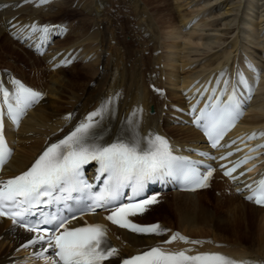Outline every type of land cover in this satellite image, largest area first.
I'll list each match as a JSON object with an SVG mask.
<instances>
[{"label": "bare ground", "instance_id": "1", "mask_svg": "<svg viewBox=\"0 0 264 264\" xmlns=\"http://www.w3.org/2000/svg\"><path fill=\"white\" fill-rule=\"evenodd\" d=\"M259 1L48 0L42 3L41 0H0V67L16 69L21 77L29 78L23 68L27 64L34 71L30 82L49 89L48 100L35 108L20 131L13 134V140L18 141H15L16 151L8 167L13 172L25 169L40 152L46 136L67 126L68 120L62 118V114L74 111L76 119L81 111L92 108L106 89L122 87L126 99L124 107L143 99L148 108L153 106L158 110L159 97L150 90L146 73H150L156 83L167 87L172 100L182 102L181 88L190 86L223 63L235 62L239 50L262 54L264 2ZM74 12L79 16L75 17L77 23L71 17ZM34 14L42 21L71 18L69 29L56 39L54 47L56 52L82 48L86 61L50 71L38 63L41 58L16 44L6 28L29 24L35 19ZM132 19L134 25L130 22ZM124 25L127 31L123 30ZM122 35L126 42L122 41ZM129 42L132 43L128 49ZM157 50L160 52L155 54ZM146 51L150 54L146 55ZM27 52L36 63L27 58ZM20 55L28 61L22 60ZM156 73L160 75L156 77ZM261 80L264 81V74ZM254 100L251 114L244 120L250 126L264 121V93ZM159 113L158 110L152 114L151 120H159ZM158 127L179 141H190L199 135L192 127L174 125L166 117ZM207 193L197 198L188 193L178 194L174 205L176 218L164 215V225L170 228L176 225L191 236L210 237L222 244L219 249L236 255L264 258V208L251 203L241 205L236 197L224 202L217 198L215 203L214 195L209 197ZM5 225L0 222V235ZM249 228L251 234L247 233ZM120 233L129 242L125 247L129 254L134 250L130 244L139 247L161 239L127 231ZM12 240L7 233L0 240L1 263L8 260Z\"/></svg>", "mask_w": 264, "mask_h": 264}, {"label": "snow or ice", "instance_id": "2", "mask_svg": "<svg viewBox=\"0 0 264 264\" xmlns=\"http://www.w3.org/2000/svg\"><path fill=\"white\" fill-rule=\"evenodd\" d=\"M41 2L46 3L48 0ZM44 30L47 31V28ZM241 82L246 83L243 80ZM13 83L16 85L14 93L0 86V109L6 107L8 116L15 122L42 94L18 81ZM105 109L106 106L102 104L99 110L90 113L86 121L80 123L68 136L48 147L29 170L7 181H0V217L6 216L14 224L20 223L27 231L37 233L25 247L46 244L47 248L54 251L58 264H104L119 255V250L108 241L104 225L86 224L69 229L65 226L66 221L56 216H44L36 225L25 220L26 216L33 214V209L46 204L47 201L43 198L52 197L54 191L70 194L90 189L91 186L81 178L83 166L90 161H96L100 166V174L107 176L103 190L94 196L95 207H104L117 201L125 188H131L133 196L138 195L142 193L146 183L161 177H174L182 179L185 184L206 187L207 180L212 175L211 171L207 175L200 174L190 162L173 155L168 141L159 135L148 139L145 146L141 145L140 139L130 142L119 140L107 146L98 144L95 130L99 124L94 118L100 116ZM240 114V104L235 102L233 96H229L228 102L212 106L211 111L201 110L197 123L204 122L202 127L205 134L215 147L224 131L234 125ZM2 115L0 112V116ZM10 155L11 150L6 144L3 122L0 119V166ZM232 171L234 169L225 174L231 175ZM247 187L251 189V195L246 198L264 205V178L256 181L255 188L251 185ZM155 202L153 197L137 203L118 205L106 219L134 233L158 235L159 225L142 226L127 219L129 215L142 214L146 205ZM39 224H53L55 231L48 234L49 229H40ZM177 236L178 234L174 235L165 243H171ZM179 238L184 243H200L188 241L185 237ZM188 251L190 250L170 252L152 247L142 254L123 259L122 264H238L221 254L188 255Z\"/></svg>", "mask_w": 264, "mask_h": 264}, {"label": "rangeland", "instance_id": "3", "mask_svg": "<svg viewBox=\"0 0 264 264\" xmlns=\"http://www.w3.org/2000/svg\"><path fill=\"white\" fill-rule=\"evenodd\" d=\"M261 2H264V0H260L259 1V3H261ZM125 8L123 7V13H126L127 11L126 10H124ZM131 16L133 17V15L131 14ZM72 17H79L78 16V14H76V12H74V13H72ZM122 22V21H121ZM130 22H133V25H134V23H135V21H133V19L130 21ZM122 25V24H121ZM126 29V31H127V28H126V26L124 25V27H123V30H125ZM122 41L125 39L124 38V35H122ZM125 41V40H124ZM113 42H115V41H113ZM112 42V43H113ZM126 42V41H125ZM116 43V42H115ZM132 43V42H131ZM130 42H129V45H127V48L129 49V47H130V44H131ZM128 44V43H127ZM21 56V59L23 60V59H26L27 61H28V59H31V60H33V61H35V63H36V60H34V59H32V58H30V56L28 55V52H27V58L26 57H24V55L22 56V55H20ZM17 61H18V59H16ZM22 62H25V63H27L26 61H21L20 63H22ZM16 65H17V63H16ZM20 65V64H19ZM21 65H23V64H21ZM80 67H78V69H79ZM16 70V69H15ZM19 75H20V73L19 72H17ZM26 79H30L31 78V68H30V74H29V78L28 77H25ZM30 81V80H29ZM205 205H208V204H206L205 203ZM249 230H250V228H249ZM249 230H247V233L248 234H251V230L249 231Z\"/></svg>", "mask_w": 264, "mask_h": 264}]
</instances>
